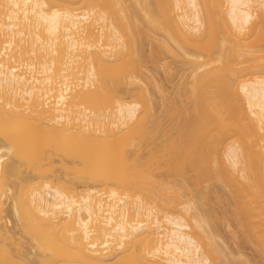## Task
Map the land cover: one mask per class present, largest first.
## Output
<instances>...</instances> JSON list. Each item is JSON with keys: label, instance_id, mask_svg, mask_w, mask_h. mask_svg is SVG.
Wrapping results in <instances>:
<instances>
[{"label": "bare ground", "instance_id": "1", "mask_svg": "<svg viewBox=\"0 0 264 264\" xmlns=\"http://www.w3.org/2000/svg\"><path fill=\"white\" fill-rule=\"evenodd\" d=\"M129 1L0 0V264H249L215 184L264 258V0ZM145 37L191 76L161 115Z\"/></svg>", "mask_w": 264, "mask_h": 264}, {"label": "rangeland", "instance_id": "2", "mask_svg": "<svg viewBox=\"0 0 264 264\" xmlns=\"http://www.w3.org/2000/svg\"><path fill=\"white\" fill-rule=\"evenodd\" d=\"M129 1V0H128ZM131 2V3H130ZM129 4H132V0H130L129 2H128ZM158 35V34H157ZM160 35V34H159ZM143 37V36H142ZM157 37V36H156ZM156 37H155V39H156ZM159 37V36H158ZM157 37V38H158ZM160 37H161V35H160ZM146 38L147 37H145L144 38V40L146 41ZM150 38V37H149ZM153 39V41L152 40H150V39H148L147 38V42H145L146 44H144V40H143V42H142V40H141V43H142V46L143 45H145L143 48H144V51L146 52V54L147 55H145V52L143 51V49H142V51H143V53H144V56L146 57V59H148V60H146V61H148V64L146 65V63H144V65L145 66H147V67H145V69H146V72H148L150 75H152L153 76V79L155 78L156 80L155 81H153L154 83H156L155 85L153 84V82H152V79L150 78H145L147 81H144L143 82V84L144 85H148V87L150 88V90L151 91H154V93L155 92H157V93H155V98L157 97V94H158V97L155 99V105H156V110H157V112H158V114H159V110H160V108L162 109V102H164V100H166V97L165 98H163V101H161L162 100V98L160 97L161 95L158 93V88H157V82L159 83V85H160V87L161 86H163L162 88L163 89H165V93H166V95H169V97L170 96H172L171 98L172 99H169V100H172V101H174V99L175 100H177V97L178 96H176L175 94L177 93V95H178V89H179V83H181V82H183L184 81V79L182 78L183 77V72H184V76L186 75V78L185 79H187V80H190L191 79V76H187V70H189V69H186V67L184 66L183 67V64H181V67L180 66H177V65H179V63H180V61H178V60H176V59H179V58H176V56H174L170 51H168V50H166L165 49V47L163 46V48H162V44H160L159 42V44H157V43H154L155 41H154V38H152ZM159 39V38H158ZM150 40V41H149ZM152 41V42H151ZM157 42V41H156ZM153 43V44H152ZM157 44V45H156ZM157 46L160 48H157ZM155 47H156V49H155ZM153 48V49H152ZM155 50H158V53L157 52H155ZM151 51H154V53L153 52H151ZM162 53H161V52ZM155 53H156V56H155ZM161 55H160V54ZM160 55L159 57L157 56V55ZM150 55V56H149ZM148 56V57H147ZM153 56V57H152ZM145 57H144V62H146L145 61ZM151 57V58H150ZM154 57L156 58L157 57V59H154ZM153 58V59H152ZM160 59V62L158 61L159 59ZM151 59V60H150ZM153 60V61H152ZM156 60V61H155ZM177 61V62H176ZM159 62V63H158ZM176 65V66H175ZM170 66H171V69H170ZM174 66V67H173ZM175 70H177L176 72H174V74L172 73V71H174V69ZM180 67V68H179ZM181 68H185L184 69V71H183V69H181ZM180 69V70H179ZM182 72V73H181ZM182 74V75H181ZM180 75H181V77H180ZM181 78L183 79V81H181ZM180 81V82H179ZM178 83V84H177ZM182 84V83H181ZM180 84V85H181ZM184 84V83H183ZM182 84V85H183ZM157 85V86H156ZM178 85V86H177ZM157 88V89H155V87ZM177 89V90H176ZM134 90H136L135 88H133V89H131V90H128V91H126V92H124V95H125V97H126V99L127 100H130L131 98H132V92L134 91ZM156 90V91H155ZM168 91V92H167ZM176 91V92H175ZM172 93V94H171ZM174 93V94H173ZM165 95V96H166ZM175 98H174V97ZM160 97V98H159ZM168 96H167V98H169ZM174 98V99H173ZM159 102L161 103V105L159 104ZM159 105V106H158ZM161 106V107H160ZM159 107V108H158ZM163 110V109H162ZM161 110V111H162ZM160 111V114L159 115H161V112ZM164 113V112H163ZM162 113V114H163ZM157 142V141H156ZM155 172H156V175H157V178L159 179V180H161V181H165V182H169L170 184H172V185H177L178 184V180H179V178L178 177H176V175H173L171 172H170V169L168 168V166H166V165H161V166H158V167H155L154 169H153ZM190 170V169H189ZM188 170V171H189ZM192 173H193V171H191ZM191 172L189 171L188 172V177H190V178H188V179H193V178H191V177H193V174H191ZM190 174L192 175V176H190ZM182 181V180H181ZM191 181V180H190ZM182 183V182H181ZM190 183H192V182H190ZM192 186L194 185L193 183L191 184ZM218 185H219V187H218ZM218 185H214V189L212 190V192L213 193H215L216 194V196H215V194H211V192L209 193V190L211 191V187H210V189H209V187H207L206 189H207V191L204 189V187H202V185H201V188H203L202 190H203V192L201 193V194H198L199 196L200 195H205V194H203L204 193V191H205V193L207 192V193H209L210 195H211V199L210 198H208V199H210V200H208V201H210V203L211 204H213V200H216V201H214V206L213 205H209V206H211V207H207V206H205V205H207V203L206 202H208L207 201V199H206V201H205V203L206 204H204V201H202V198L204 197H202L201 199H200V197H199V200H200V204H201V202H203V204H201L202 206H204V210H203V208H202V210H203V212H207L205 209H209L208 211L212 214H210L211 216H213V219H211V223H213L215 220H214V215L217 213V211L218 210H220V211H218V213L215 215V217L216 216H218V220L220 219V221H218L217 219H216V223H218V224H216L215 222H214V224H215V226H214V224H213V227H214V229H216V230H213V231H215V232H217V233H214L215 235L216 234H218L217 236H218V238L220 237L221 238V240H220V238H219V241H220V243H222L223 245H224V243L226 244V246H223V247H226L225 249L227 250H229V252H231V251H233V255H235V253H236V257L238 256V252H240L239 253V257L238 258H244V259H247V257H248V259L246 260L247 262L248 261H251V263H249V264H264V258L262 257V256H260V254H257V252L258 251H256V249H254L255 248V246L252 244V243H250V242H246L245 240L246 239H244V237H243V234L242 233H238L237 231H239V229H238V227H237V223H236V220H235V215H234V217H232L233 216V214H234V212H233V209L230 207V208H228V205L229 204H231V203H229L228 204V201L226 202V201H224L225 199H228V194H227V190H225L226 188L224 187V189H223V186H221L220 184H218ZM195 186V185H194ZM216 186H217V188H216ZM221 187H222V191L220 190V192H223L222 194L220 193V192H217L216 190H218V188L219 189H221ZM192 188H196V186L195 187H192ZM191 188V189H192ZM209 189V190H208ZM198 190H200L199 191V193L202 191L201 189H198ZM198 190H196V191H194V189H193V193H194V197H195V199H197V196L198 195H196L195 193H197V191ZM217 193H216V192ZM219 191V190H218ZM191 192V191H190ZM193 193H189V194H192L193 195ZM221 195H220V194ZM225 193V194H224ZM227 194V195H226ZM219 195V196H218ZM226 195V196H225ZM187 196V195H186ZM210 197L208 194L207 195H205V198H207V197ZM223 196H225V197H223ZM193 196H189V198H192ZM194 197L192 198V199H194ZM217 197V198H216ZM221 197H222V199H221ZM227 197V198H226ZM187 198H188V196H187ZM213 198H216V199H213ZM218 199V200H217ZM203 200H204V198H203ZM223 201L222 203L220 202V201ZM197 201H198V199H197ZM219 201V202H218ZM230 201V200H229ZM216 202V203H215ZM225 202H226V204H225ZM210 203H208V204H210ZM220 203H221V205H220ZM222 204H223V206H222ZM200 205V207H202ZM227 206V207H226ZM205 207H207V208H205ZM215 208H216V210H215ZM229 210H228V209ZM199 209H201V208H199ZM214 209V211H216V213L214 212V211H210V210H213ZM201 211V210H200ZM222 211H224V212H222ZM5 212V211H4ZM209 212L207 213V214H209ZM227 212V213H226ZM6 213V212H5ZM214 213V214H213ZM222 213H225L224 215H225V217H227L226 219V222H228L229 221V219L231 220L230 222H228V223H224V221H225V219H224V216L222 215ZM204 214V213H203ZM206 214V213H205ZM219 214H221V217L223 218V219H221V217H219L220 215ZM230 218H229V217ZM229 218V219H228ZM15 220H14V218H13V221H12V219H11V222H9V226L12 228V227H14L13 228V230L15 231V236H16V238H17V240L19 239V241H20V239H22L21 241H23V239L24 240H26L25 242H26V245L28 244V238L23 234V233H20V230H19V226H17V224H16V222H14ZM14 222V223H13ZM220 222V223H219ZM232 223V224H231ZM236 223V224H235ZM228 224V225H227ZM236 226H235V225ZM231 225V226H230ZM235 228V229H234ZM213 229V228H212ZM232 232V233H229L230 231ZM236 231V234H234V232ZM239 232H241V231H239ZM22 234V235H21ZM233 234H234V236H233ZM20 235V236H19ZM25 237H24V236ZM217 236H216V238H217ZM236 236V237H235ZM19 237V238H18ZM242 237V238H241ZM240 238V239H239ZM223 239V240H222ZM226 239V240H225ZM243 239V240H242ZM6 242H5V244H7L6 246L9 248V246H10V244L12 245L11 247H12V249H11V251L13 250V252L15 251V250H18L19 251V249H18V247H20V248H22V245L21 246H19V243L18 244H16L17 246H15V244H12L13 242L10 240V239H8V241H7V239H4ZM10 240V241H9ZM218 240V239H217ZM20 241V242H21ZM228 241V242H227ZM247 243H245V242ZM22 244V243H21ZM24 245H25V243H23ZM251 244V245H250ZM250 245V246H249ZM227 246H228V248H227ZM14 247H16L17 249H15ZM231 249V250H230ZM256 251V252H255ZM17 254V253H16ZM231 255H232V252H231ZM232 255V256H233ZM242 255H244V256H242ZM235 257V256H234ZM246 257V258H245ZM263 258V259H260V258ZM106 262H111V263H113V262H115V258H107L106 259Z\"/></svg>", "mask_w": 264, "mask_h": 264}]
</instances>
